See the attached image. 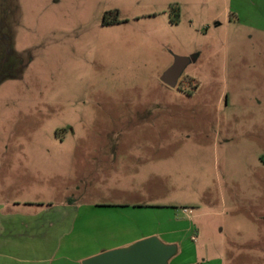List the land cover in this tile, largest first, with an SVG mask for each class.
Segmentation results:
<instances>
[{"label":"rangeland","instance_id":"obj_1","mask_svg":"<svg viewBox=\"0 0 264 264\" xmlns=\"http://www.w3.org/2000/svg\"><path fill=\"white\" fill-rule=\"evenodd\" d=\"M5 175L11 202L160 206L142 231L186 207L187 260L264 264V0H0Z\"/></svg>","mask_w":264,"mask_h":264},{"label":"crops","instance_id":"obj_2","mask_svg":"<svg viewBox=\"0 0 264 264\" xmlns=\"http://www.w3.org/2000/svg\"><path fill=\"white\" fill-rule=\"evenodd\" d=\"M11 179L5 175L0 183V264H82L87 257L152 235L178 244L177 256L169 264H223L221 259L191 262L187 260L184 237L165 239L191 231V224L186 223L192 222V215L186 207L182 210L185 218L176 215L177 221L185 222L184 227L142 231L141 224L146 222L150 211L141 210L160 206L125 203L91 208L85 202L78 203L79 196H69L63 203H22L15 197L11 202L9 184L18 183L17 178ZM30 206L37 208L30 210ZM109 206L120 212L97 210ZM192 238L195 239L193 234Z\"/></svg>","mask_w":264,"mask_h":264},{"label":"water","instance_id":"obj_3","mask_svg":"<svg viewBox=\"0 0 264 264\" xmlns=\"http://www.w3.org/2000/svg\"><path fill=\"white\" fill-rule=\"evenodd\" d=\"M190 62V56H176L162 74L161 80L176 87ZM178 251V244L167 243L159 236L152 235L87 257L82 264H169Z\"/></svg>","mask_w":264,"mask_h":264},{"label":"flooded vegetation","instance_id":"obj_4","mask_svg":"<svg viewBox=\"0 0 264 264\" xmlns=\"http://www.w3.org/2000/svg\"><path fill=\"white\" fill-rule=\"evenodd\" d=\"M196 57H197V56H195V55L193 56L194 59H196ZM191 60H192V57H191Z\"/></svg>","mask_w":264,"mask_h":264},{"label":"built area","instance_id":"obj_5","mask_svg":"<svg viewBox=\"0 0 264 264\" xmlns=\"http://www.w3.org/2000/svg\"><path fill=\"white\" fill-rule=\"evenodd\" d=\"M187 211V209H185Z\"/></svg>","mask_w":264,"mask_h":264}]
</instances>
